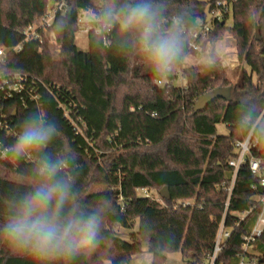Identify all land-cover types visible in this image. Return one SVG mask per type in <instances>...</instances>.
Returning a JSON list of instances; mask_svg holds the SVG:
<instances>
[{
    "label": "trees",
    "instance_id": "trees-1",
    "mask_svg": "<svg viewBox=\"0 0 264 264\" xmlns=\"http://www.w3.org/2000/svg\"><path fill=\"white\" fill-rule=\"evenodd\" d=\"M217 1L155 0L163 7L164 27L172 25L173 16L182 18L184 58L190 52L188 30L198 17L215 9ZM65 2L66 10L55 15L50 28L59 46L54 55L48 38L40 43L25 40L23 33L45 13L48 0H0V46L6 50L0 70L34 79L29 81L30 90L6 102L0 99V108L4 106L18 133L27 118L41 114L46 123L57 126L47 153L54 159L67 158L78 211L99 214L98 243L70 264H128L145 249L153 254V264H164L169 252L193 257L184 264H204L213 253L222 219L231 234L214 264H238L243 236L261 214L262 205L255 197L263 195L264 188L261 176L244 163L226 208L228 193L221 184L231 179L228 161L236 155V142L259 117V136H264V0L234 1L209 33V38H217L229 30L236 38L239 59L250 71L238 68L235 81L216 56L209 63L188 67L183 58L170 74L158 77L133 47L132 37H121L116 27L107 34L93 16L103 0ZM86 12L91 14L86 21L88 46L82 49L76 35ZM231 13L233 22L227 26ZM256 25L262 32L260 40L255 37ZM17 45L21 49L16 50ZM180 75L186 80L184 87L175 82ZM216 87H231V99L217 98L205 111H195L197 98ZM221 122L228 134L218 133ZM16 139L0 128V143L8 149L6 158L0 149V224L11 202L37 181L34 157L29 161L13 152ZM252 153L264 158V150L260 153L257 146ZM94 185L103 188L91 192ZM165 186L170 199L138 192ZM182 201L189 203L183 206ZM119 228L130 231L122 233ZM246 254L264 258V229ZM0 264L39 262L0 244Z\"/></svg>",
    "mask_w": 264,
    "mask_h": 264
},
{
    "label": "clouds",
    "instance_id": "clouds-1",
    "mask_svg": "<svg viewBox=\"0 0 264 264\" xmlns=\"http://www.w3.org/2000/svg\"><path fill=\"white\" fill-rule=\"evenodd\" d=\"M162 13L155 0H103L93 16L106 30L116 27L121 37H132L137 53L163 78L184 58V37L182 20L174 18L166 28ZM57 130L43 114L30 116L21 125L13 152L34 157L37 181L11 202L0 224V244L39 264H70L98 243L99 214L78 211L67 158L54 159L47 153Z\"/></svg>",
    "mask_w": 264,
    "mask_h": 264
},
{
    "label": "built area",
    "instance_id": "built-area-1",
    "mask_svg": "<svg viewBox=\"0 0 264 264\" xmlns=\"http://www.w3.org/2000/svg\"><path fill=\"white\" fill-rule=\"evenodd\" d=\"M234 1L236 0L217 1L215 9L208 11L205 18L198 17L195 20V26L188 30V35L190 36L189 44H188L190 48L189 53H191V51L193 50L194 51L200 50L201 46L199 41L205 38L207 35H209L211 30L213 29V23L215 21L223 20L224 11L229 9ZM52 5L53 6L51 8L48 7L45 13L40 16L38 22L30 24L25 28V30L23 31L25 35V40H37L40 43H43V33L47 30H50L55 15L60 11L66 10L65 0H56L55 3ZM177 17L179 16H173L171 18L172 21L174 20V18ZM179 18L182 20L181 17ZM164 20L167 21L166 18ZM183 30L186 31L185 29ZM95 31L100 32V29L97 28ZM51 32L55 34L53 31ZM105 32L108 34L110 31L105 29ZM15 49L16 50L21 49V45H17ZM5 58H6V50L3 46H0V62H4ZM33 80L34 79L28 76L27 74H23L19 72L5 73L4 71L0 70V91H2V95L0 97L1 101L6 102L14 94L20 93L24 90H30V88L28 89L27 87L29 85V81H33ZM161 82L162 81H159V83ZM34 97L36 98V96ZM61 105L62 104H60V106ZM65 115L68 118L70 117L67 111H65ZM259 121H260V117L251 126V129L248 132V134L243 139L238 140L236 142L235 144L236 155L228 161L229 166H231L233 169L232 176L229 182H223L221 184V187L225 189L228 193L227 200L225 202L226 208L229 205L230 196L232 194V190L235 184L238 170L244 163H248L249 168L253 174L261 176L260 184L264 188V171H262L264 158L254 156L252 153V148L256 146L259 148L261 139L264 138V136L263 137L259 136V130L257 128ZM71 122L73 125H75L77 132L82 133V129L77 124V122L72 118H71ZM0 128L5 130L7 135L17 138L18 132L11 125L9 115L6 112L4 106L0 108ZM0 149H1V156L3 158H6L8 154V149L3 148V145L1 143H0ZM24 157L29 161H34L31 155H25ZM144 194L149 195L148 191ZM122 199L123 197L120 195L119 201H122ZM255 201L261 203L262 205L261 214L259 215V218L256 224L254 225L252 231L243 236L244 242L242 244V253L240 255V260L238 264H263L261 263L258 257H251L248 254H246L249 251V249L252 247V245L255 243V241L258 239V237L261 236L262 231L264 229V216H263L264 194L256 196ZM181 203L183 206H185L189 203V201H182ZM252 209L253 207H251L247 211L242 212L239 215V218L243 219ZM230 234H231V230L225 227L224 219H222L219 225V229L216 237V244L213 253L207 257V259L210 260L211 264H214L216 256L221 250V244L230 236Z\"/></svg>",
    "mask_w": 264,
    "mask_h": 264
},
{
    "label": "rangeland",
    "instance_id": "rangeland-1",
    "mask_svg": "<svg viewBox=\"0 0 264 264\" xmlns=\"http://www.w3.org/2000/svg\"><path fill=\"white\" fill-rule=\"evenodd\" d=\"M56 0H48V7L51 8ZM91 14L89 12L84 13L79 19V31L76 35V41L80 48L86 49L88 46V36L87 30L89 29V25L86 24V21H89ZM233 22L232 13L229 15L226 25L230 26ZM256 31V30H255ZM255 33V32H254ZM260 33L261 29H260ZM210 35V34H209ZM207 35L205 38L199 41L200 50L191 51L188 53L183 61V65L188 66H198L209 63L212 61L213 57L216 56L222 64L227 68L228 74L232 80L235 81L236 70L242 66L246 67L248 71H250L249 67L244 65V63L239 59V47L237 44V40L234 35L229 31L223 32L220 37L214 38ZM48 38L49 49L50 51L56 55L58 50V44L55 42V34H53L50 30H47L43 33V42ZM209 38V39H208ZM204 41V42H203ZM203 42V43H202ZM253 75V74H252ZM253 79L256 81L255 75H253ZM177 85L183 86L186 83V80L183 76L175 81ZM163 83V82H161ZM160 84V83H158ZM219 134H228L229 129L225 123H219L217 125ZM11 177L19 179V177L11 175ZM103 188L101 185H94L91 188V192L99 191ZM160 190L161 189H140L138 192L140 194H144L148 191V194L160 199ZM264 216V212H263ZM122 233H128L130 230L119 228L118 229ZM167 258L164 264H184L189 260H192V256H184L181 252H169L166 254ZM204 264H211L209 259H205L203 261ZM128 264H153V254L145 249L143 252L134 255L131 261Z\"/></svg>",
    "mask_w": 264,
    "mask_h": 264
},
{
    "label": "water",
    "instance_id": "water-1",
    "mask_svg": "<svg viewBox=\"0 0 264 264\" xmlns=\"http://www.w3.org/2000/svg\"><path fill=\"white\" fill-rule=\"evenodd\" d=\"M255 37L257 40L261 39V33H260V26L256 25L255 29ZM231 87H216L210 91H207L203 94H201L194 105L195 111H205L207 106L213 102L217 98H223L226 100L231 99ZM16 110H14L15 114ZM264 150V138L261 139V143L259 145V152L261 153ZM160 196L165 199H170L171 194L169 192V187L165 186L160 190ZM261 261H264V258L261 259Z\"/></svg>",
    "mask_w": 264,
    "mask_h": 264
}]
</instances>
